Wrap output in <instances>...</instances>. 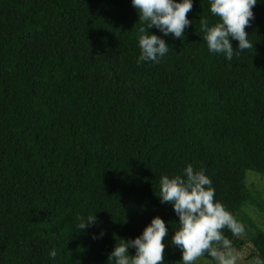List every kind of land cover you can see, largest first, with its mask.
Returning a JSON list of instances; mask_svg holds the SVG:
<instances>
[{"label": "trees", "instance_id": "1", "mask_svg": "<svg viewBox=\"0 0 264 264\" xmlns=\"http://www.w3.org/2000/svg\"><path fill=\"white\" fill-rule=\"evenodd\" d=\"M253 12V49L231 62L208 52L198 22L218 18L193 0L184 38L162 37L161 63L138 65L131 0H0V264H111L156 216L170 241L178 217L159 180L189 164L238 220L264 211L246 186L248 171L264 175V0ZM250 226L264 264V232ZM180 255L166 247L164 264Z\"/></svg>", "mask_w": 264, "mask_h": 264}, {"label": "clouds", "instance_id": "2", "mask_svg": "<svg viewBox=\"0 0 264 264\" xmlns=\"http://www.w3.org/2000/svg\"><path fill=\"white\" fill-rule=\"evenodd\" d=\"M261 0H209L210 13L217 17L214 24L208 18L199 19L200 30L210 54L222 55L231 62L234 56L253 49L249 34L245 31L254 21L253 8ZM137 10L139 24L137 30L140 54L137 64H159L170 51L162 37L171 35L184 38V31L192 25L187 14L193 8V0H131ZM157 29L162 35L150 34ZM237 41L233 49L231 41ZM159 199L162 204H170L178 217L177 230L168 241L169 225L156 216L135 239L119 240L108 261L111 264H164L166 247L174 246L180 252L177 264H239L242 253L234 247L233 240L225 235L229 231L233 237L246 234L245 225L226 206L216 199V190L205 169L196 170L187 165L182 175L162 174L159 180ZM79 231L97 225L94 214L78 217ZM100 232L93 240L102 239ZM135 254L130 255L129 250ZM55 260L58 252L49 251ZM256 264H261L257 259Z\"/></svg>", "mask_w": 264, "mask_h": 264}, {"label": "rangeland", "instance_id": "3", "mask_svg": "<svg viewBox=\"0 0 264 264\" xmlns=\"http://www.w3.org/2000/svg\"><path fill=\"white\" fill-rule=\"evenodd\" d=\"M246 174V186L251 194L256 196V194L259 193L262 195V199L264 200V175L251 171H248ZM242 214L243 215L239 221L245 225L246 234L239 237V239L244 242L242 248L238 249L242 253V259L239 264H256L258 258L256 256V250L251 242L253 232L251 231L252 227L250 226V222H252L259 230L264 232V211H261L259 208L254 206H245ZM200 264H209V261H201Z\"/></svg>", "mask_w": 264, "mask_h": 264}]
</instances>
